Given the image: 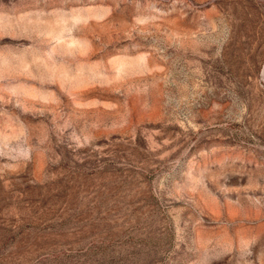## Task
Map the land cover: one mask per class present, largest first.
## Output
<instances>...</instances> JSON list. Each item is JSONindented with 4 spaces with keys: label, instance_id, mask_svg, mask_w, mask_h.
Instances as JSON below:
<instances>
[{
    "label": "rangeland",
    "instance_id": "374dc122",
    "mask_svg": "<svg viewBox=\"0 0 264 264\" xmlns=\"http://www.w3.org/2000/svg\"><path fill=\"white\" fill-rule=\"evenodd\" d=\"M0 264H264V0H0Z\"/></svg>",
    "mask_w": 264,
    "mask_h": 264
}]
</instances>
